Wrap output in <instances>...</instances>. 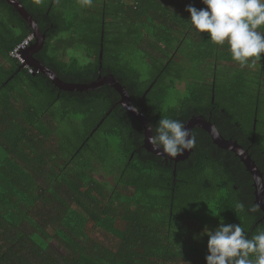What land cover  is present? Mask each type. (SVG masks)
I'll return each mask as SVG.
<instances>
[{"label": "trees", "instance_id": "obj_1", "mask_svg": "<svg viewBox=\"0 0 264 264\" xmlns=\"http://www.w3.org/2000/svg\"><path fill=\"white\" fill-rule=\"evenodd\" d=\"M20 1L45 35L33 57L60 79L112 74L153 127L203 115L264 177V56L241 67L227 44L194 30L185 8L201 0ZM31 33L0 0V264H206L205 227L264 230L238 156L200 127L184 160L149 151L112 86L64 90L22 67L10 51Z\"/></svg>", "mask_w": 264, "mask_h": 264}, {"label": "clouds", "instance_id": "obj_2", "mask_svg": "<svg viewBox=\"0 0 264 264\" xmlns=\"http://www.w3.org/2000/svg\"><path fill=\"white\" fill-rule=\"evenodd\" d=\"M36 2L40 4L43 0ZM78 3L82 7L93 6V0H78ZM201 3L205 7L197 9L188 5L185 8L194 30L207 33L216 45L227 44L232 60L241 67L262 59L264 32L260 29L264 27V0H201ZM29 35L35 40L34 33ZM132 110L137 111L134 107ZM149 131L152 134L146 137L148 145L165 160L181 156L196 145L186 123L168 116L160 118L155 127L149 125ZM235 208L243 211L245 205L237 202ZM257 210L255 205L249 209L250 212ZM202 235L208 237L206 264H264V230L249 237L240 224L221 222L214 229L205 227Z\"/></svg>", "mask_w": 264, "mask_h": 264}, {"label": "water", "instance_id": "obj_3", "mask_svg": "<svg viewBox=\"0 0 264 264\" xmlns=\"http://www.w3.org/2000/svg\"><path fill=\"white\" fill-rule=\"evenodd\" d=\"M9 4H11L22 16L23 18L28 21L34 31L35 41L32 45L28 47L25 51V55L27 58V63L31 66L38 68L40 71L45 73L52 82L59 87L60 89L64 90H93L102 86L103 84H108L116 89V91L120 94V99L118 103H120L134 118H136L142 124L144 128V143L146 148L153 152L151 147L148 145L146 137L151 135L152 133L149 131L150 122L147 117L141 113L135 105L132 104L130 101V97L128 94L127 89L125 86L121 84V82L114 77L112 74L101 75L99 74L98 77L88 83H72V82H65L49 67L44 65L42 62L37 60L33 57L34 53L37 52L44 44L45 35L40 31V28L37 25L36 20L33 16L26 10L24 5L21 3L20 0H6ZM99 59L100 63L102 60V46L100 47L99 51ZM136 108L137 111H133L132 108ZM186 126L191 130L194 127H200L205 129L210 135L213 142L228 151L233 152L236 156L240 158V160L244 163L247 170L250 172L252 179H253V187H254V195H255V202L258 207L264 212V177L263 173L261 172L259 166L256 162L252 159L251 155L249 154L248 150L241 146L235 139L232 138H225L221 132L218 130L216 125L203 115H198L190 118L186 122ZM192 150L186 151L183 155L178 156L176 158H171L174 161L177 160H184L187 158ZM155 153V152H153ZM156 154V153H155Z\"/></svg>", "mask_w": 264, "mask_h": 264}, {"label": "built area", "instance_id": "obj_4", "mask_svg": "<svg viewBox=\"0 0 264 264\" xmlns=\"http://www.w3.org/2000/svg\"><path fill=\"white\" fill-rule=\"evenodd\" d=\"M32 39L33 35H28L10 51V55L12 57H15L18 62L22 65V67L27 68L29 72L36 73L38 72V69L28 65L23 53L29 46V44L32 42Z\"/></svg>", "mask_w": 264, "mask_h": 264}, {"label": "rangeland", "instance_id": "obj_5", "mask_svg": "<svg viewBox=\"0 0 264 264\" xmlns=\"http://www.w3.org/2000/svg\"><path fill=\"white\" fill-rule=\"evenodd\" d=\"M64 35H67V34H64ZM65 37H67V38H68V37L71 38V34H68V36H64V38H65ZM66 53H67V54L70 53L71 56L76 57V58L78 59V61H79L80 63H82V64H83V63H86V62L88 61V56L86 55V51H85V50H80L79 52L73 53V51H72L70 48H68ZM139 67L142 69L141 71L143 72V69H144V67H145V64L142 63V62H140V63H139ZM180 90H182V89H180ZM71 115H72V114H71ZM107 178L110 179V177H108L107 175L104 176V180H107ZM102 180H103V179H102ZM104 180H103V181H104ZM51 243L53 244V246H55V249H56V248L59 249V247L56 245V243H55L54 241H52Z\"/></svg>", "mask_w": 264, "mask_h": 264}, {"label": "crops", "instance_id": "obj_6", "mask_svg": "<svg viewBox=\"0 0 264 264\" xmlns=\"http://www.w3.org/2000/svg\"><path fill=\"white\" fill-rule=\"evenodd\" d=\"M76 53V52H75ZM68 56L70 55V53L67 54Z\"/></svg>", "mask_w": 264, "mask_h": 264}, {"label": "flooded vegetation", "instance_id": "obj_7", "mask_svg": "<svg viewBox=\"0 0 264 264\" xmlns=\"http://www.w3.org/2000/svg\"><path fill=\"white\" fill-rule=\"evenodd\" d=\"M242 146V145H241ZM247 149V148H246ZM248 150V149H247Z\"/></svg>", "mask_w": 264, "mask_h": 264}]
</instances>
